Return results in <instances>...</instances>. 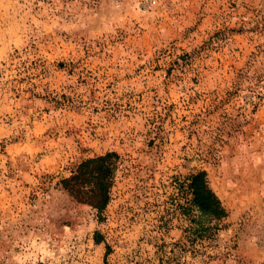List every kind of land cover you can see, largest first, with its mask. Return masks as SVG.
Here are the masks:
<instances>
[{"label":"rangeland","instance_id":"374dc122","mask_svg":"<svg viewBox=\"0 0 264 264\" xmlns=\"http://www.w3.org/2000/svg\"><path fill=\"white\" fill-rule=\"evenodd\" d=\"M106 152L98 216L59 181ZM0 264H264V0H0Z\"/></svg>","mask_w":264,"mask_h":264},{"label":"trees","instance_id":"16d2710c","mask_svg":"<svg viewBox=\"0 0 264 264\" xmlns=\"http://www.w3.org/2000/svg\"><path fill=\"white\" fill-rule=\"evenodd\" d=\"M118 162L119 156L115 152L83 160L75 172L61 179L59 184L77 203L90 206L101 216L111 199ZM186 188L191 196L190 211L196 213L193 217H189L190 211L184 213L190 218L192 226L188 232L195 239H211L219 231V224L226 219L227 212L209 187L204 171L191 174ZM95 242H100L98 234L95 235Z\"/></svg>","mask_w":264,"mask_h":264},{"label":"built area","instance_id":"2783aa9c","mask_svg":"<svg viewBox=\"0 0 264 264\" xmlns=\"http://www.w3.org/2000/svg\"><path fill=\"white\" fill-rule=\"evenodd\" d=\"M140 3L143 7H146L147 9H151L156 5L157 0H136Z\"/></svg>","mask_w":264,"mask_h":264}]
</instances>
